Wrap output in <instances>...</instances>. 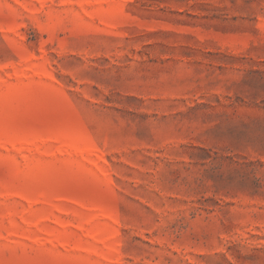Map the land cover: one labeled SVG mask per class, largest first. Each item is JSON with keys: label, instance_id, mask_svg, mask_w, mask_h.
Here are the masks:
<instances>
[{"label": "rangeland", "instance_id": "rangeland-1", "mask_svg": "<svg viewBox=\"0 0 264 264\" xmlns=\"http://www.w3.org/2000/svg\"><path fill=\"white\" fill-rule=\"evenodd\" d=\"M0 264H264V0H0Z\"/></svg>", "mask_w": 264, "mask_h": 264}]
</instances>
